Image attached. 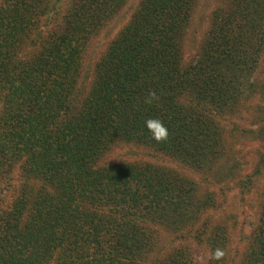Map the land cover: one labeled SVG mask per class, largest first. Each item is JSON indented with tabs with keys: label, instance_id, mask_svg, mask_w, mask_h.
Returning a JSON list of instances; mask_svg holds the SVG:
<instances>
[{
	"label": "trees",
	"instance_id": "obj_1",
	"mask_svg": "<svg viewBox=\"0 0 264 264\" xmlns=\"http://www.w3.org/2000/svg\"><path fill=\"white\" fill-rule=\"evenodd\" d=\"M44 1L0 8V172L17 165L36 182L23 183L4 217L0 264H142L153 244L146 226L191 230L206 200L170 170L102 158L124 143L196 169L210 162L220 153L213 117L235 107L258 52L256 26L245 0L222 2L183 63L194 0H140L82 96L85 46L125 0H70L59 32L48 29L58 14ZM150 91L160 99L149 105ZM149 118L167 127L166 142L152 139ZM260 242L246 264H264ZM182 254L157 264H185Z\"/></svg>",
	"mask_w": 264,
	"mask_h": 264
},
{
	"label": "rangeland",
	"instance_id": "obj_2",
	"mask_svg": "<svg viewBox=\"0 0 264 264\" xmlns=\"http://www.w3.org/2000/svg\"><path fill=\"white\" fill-rule=\"evenodd\" d=\"M139 1L125 0L87 42L78 77L82 96L88 90L95 65L128 23ZM226 1L192 2L180 36V60L183 63L196 55L208 30L212 11ZM69 2L44 1L50 15L55 11L58 14L50 21L48 29L53 32L62 30V16ZM9 3V0H0V8L8 7ZM243 4L256 26L258 52L255 63L242 71L244 80L238 86L240 95L235 107L231 111L224 109V114L213 117L220 153L213 155L201 169L188 167L133 144L116 143L102 158L106 164L141 162L170 170L190 180L196 200H206L205 209L199 213L191 230L190 226L174 233L163 225L146 226L152 230L153 244L142 264H157L177 249L183 252L181 257L187 262L185 264H246L258 242L261 241L264 247V1L254 0L251 5L245 0ZM24 182L32 184V188L36 186V182L24 178L17 165L0 172V239L4 217ZM20 219L23 224L25 215ZM217 248L225 252L219 261L209 258Z\"/></svg>",
	"mask_w": 264,
	"mask_h": 264
},
{
	"label": "clouds",
	"instance_id": "obj_3",
	"mask_svg": "<svg viewBox=\"0 0 264 264\" xmlns=\"http://www.w3.org/2000/svg\"><path fill=\"white\" fill-rule=\"evenodd\" d=\"M160 97L156 94L155 91H150L148 95L144 99V103L152 104L154 101H158ZM145 126L147 130L150 132L152 139H154L157 143L166 142L169 136V132L167 127L163 124V122L156 118H149L145 121ZM225 256L224 250L217 248L215 249L211 255L210 259L212 260H221Z\"/></svg>",
	"mask_w": 264,
	"mask_h": 264
}]
</instances>
